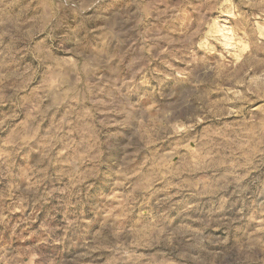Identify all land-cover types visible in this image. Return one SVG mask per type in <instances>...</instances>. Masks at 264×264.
I'll list each match as a JSON object with an SVG mask.
<instances>
[{
	"label": "rangeland",
	"instance_id": "1",
	"mask_svg": "<svg viewBox=\"0 0 264 264\" xmlns=\"http://www.w3.org/2000/svg\"><path fill=\"white\" fill-rule=\"evenodd\" d=\"M57 2L0 0V264H264V0Z\"/></svg>",
	"mask_w": 264,
	"mask_h": 264
},
{
	"label": "clouds",
	"instance_id": "2",
	"mask_svg": "<svg viewBox=\"0 0 264 264\" xmlns=\"http://www.w3.org/2000/svg\"><path fill=\"white\" fill-rule=\"evenodd\" d=\"M105 2L106 0H90L89 3L85 4L83 0H58V2L55 4V8L57 11L48 13L45 25L41 29H37V33L38 34L44 33L43 40L53 39L56 29L61 27V22L63 20V16L59 15V10L61 9L74 10L76 14L80 17L79 23L76 25V28H72L70 25L64 26L65 31L63 34L65 36L75 35L77 33V29H80L82 26L87 25L90 19L104 18L106 20H109L117 16L119 12L130 11V9H128L127 7L121 8L118 11H113L110 4L108 6H105L102 10L96 9L95 11H93V7L95 4H105ZM132 3H135V0H132ZM140 11L141 9L137 8V12ZM84 31L85 32L87 31L86 27L84 28ZM43 40L38 41L37 43L38 44L43 43ZM134 75L135 73H133V76ZM133 111H134V107L130 106L128 111V116H132ZM16 144L18 147L24 146L22 139H17Z\"/></svg>",
	"mask_w": 264,
	"mask_h": 264
}]
</instances>
